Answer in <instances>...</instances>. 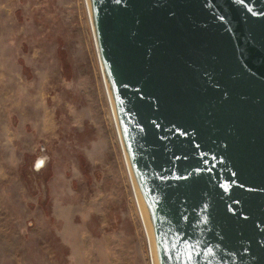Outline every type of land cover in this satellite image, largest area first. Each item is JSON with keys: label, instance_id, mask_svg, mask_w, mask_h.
<instances>
[{"label": "rangeland", "instance_id": "1", "mask_svg": "<svg viewBox=\"0 0 264 264\" xmlns=\"http://www.w3.org/2000/svg\"><path fill=\"white\" fill-rule=\"evenodd\" d=\"M95 1L162 264H264V68L198 50L174 76L154 0ZM90 17L0 0V264H153Z\"/></svg>", "mask_w": 264, "mask_h": 264}, {"label": "water", "instance_id": "2", "mask_svg": "<svg viewBox=\"0 0 264 264\" xmlns=\"http://www.w3.org/2000/svg\"><path fill=\"white\" fill-rule=\"evenodd\" d=\"M153 6L155 19L184 40L178 65L166 62L172 75L180 67L194 69L198 50L228 76L237 61L249 59L264 68V0H154Z\"/></svg>", "mask_w": 264, "mask_h": 264}, {"label": "bare ground", "instance_id": "3", "mask_svg": "<svg viewBox=\"0 0 264 264\" xmlns=\"http://www.w3.org/2000/svg\"><path fill=\"white\" fill-rule=\"evenodd\" d=\"M87 5L89 9V14L91 16L90 18H91L92 25L90 26L96 38L95 41L97 43V48H98L99 57H100V61L98 60V63H99L100 71H101V76L103 75L102 81L104 84H106V88L108 90V94L110 96L111 103L113 106L115 118L117 120V124L119 128L118 130L120 131L119 133L121 135V139L123 142L124 153L126 157L125 160L128 164L127 166H128L129 175H130L129 176L130 185H131V188L133 189V200L135 202L139 216H141L140 220L142 219L143 225H145V228L147 229L146 232H147L148 237L146 240L151 250L152 262L153 264H162V258H161V253H160L161 251H160V246H159V242H158V238L156 234V228H155V218H154V213H153V209L151 205L152 200L149 197L147 189L144 186L145 184H144L142 172L140 169V166H142V164L141 162H139V160H137L132 150L131 138L126 130V126H125V123H124V120L122 118V114L120 111V104L118 101V94H119L118 84L113 74V71L109 65V62L105 56L104 49L102 46L100 9L95 0H87ZM112 112L113 111H111V115L114 121V116ZM116 128L117 127H115V129ZM116 132H117V129H116ZM42 163H44V160L40 158L39 165H41Z\"/></svg>", "mask_w": 264, "mask_h": 264}, {"label": "snow or ice", "instance_id": "4", "mask_svg": "<svg viewBox=\"0 0 264 264\" xmlns=\"http://www.w3.org/2000/svg\"><path fill=\"white\" fill-rule=\"evenodd\" d=\"M241 2H243V0H241Z\"/></svg>", "mask_w": 264, "mask_h": 264}]
</instances>
